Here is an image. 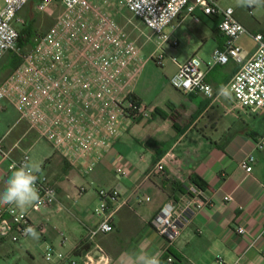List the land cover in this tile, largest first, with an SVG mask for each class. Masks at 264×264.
Masks as SVG:
<instances>
[{"label": "crops", "instance_id": "obj_1", "mask_svg": "<svg viewBox=\"0 0 264 264\" xmlns=\"http://www.w3.org/2000/svg\"><path fill=\"white\" fill-rule=\"evenodd\" d=\"M126 13L124 17L129 14ZM234 16L249 32L237 40L242 58L247 60L256 50L251 35H264V22L260 18L240 15L236 8ZM186 20L194 24V28L177 35ZM121 21L122 18H118L122 25ZM219 21L218 17L205 15L197 9L193 15L183 12L165 30L170 41H176L177 45L178 39L182 41L188 54L181 62L175 59L170 76L177 71L178 65L187 62L189 56L195 57L205 64L202 71L205 82L212 88L210 96L199 91L181 92L172 87L163 95L156 91L147 61L128 89L147 115L121 119L118 135L112 139L111 147L101 154L97 166L86 173L83 162L73 163L59 153H56L57 161L46 160L49 173L45 175L56 187L57 205L35 212L29 210L30 205L21 208L13 204L27 213L33 225L45 226V232L40 234L43 239L40 247L63 253L76 264H145L151 255H157L161 264H264V148L257 150L255 147L258 139L264 136V131L256 128L264 127V110L249 115L253 117L255 127L241 126L242 114L237 116L227 112L231 97L224 90L239 66L232 61L224 65L208 64L212 52L226 44ZM136 22L150 32L138 19ZM16 64L13 55L6 58L5 54L0 59V67ZM7 71L8 75L2 78ZM10 74V69L0 71V83ZM19 123L18 120L15 126L19 127ZM135 127L143 130L142 143L131 133ZM19 135L14 139L0 137L2 148L9 151L13 159L20 156L13 151L20 150L19 143L25 136ZM178 149L182 150L179 152ZM169 150L175 152L180 164L188 171L167 170L165 178L147 179L146 174ZM247 155L254 157L250 173L239 165ZM6 163L0 161V194L6 190L12 175L5 171ZM118 167H125L128 176H119L116 173ZM187 174H194L207 184L203 192L211 205L196 211L180 236L167 248L164 238L152 228L150 221L165 203L181 198L186 186L191 184L189 175L188 179H182ZM86 177L90 180L89 185L96 186L90 196L83 185L85 182L80 181ZM81 188L85 190L83 193L79 192ZM99 189L119 193L113 203L116 207L111 220L113 230L89 237V231L99 221L92 212L99 200ZM224 196H230L231 200L224 201ZM145 198L149 200L144 201ZM236 226H243L246 233L238 235ZM30 236L18 242L19 245L1 241V254H9L18 247L33 249L34 246L27 242ZM258 236L255 246H251ZM85 244L88 250L76 253ZM86 256L90 257L89 261ZM169 256L171 262L167 261ZM51 264L66 262L54 260Z\"/></svg>", "mask_w": 264, "mask_h": 264}, {"label": "built area", "instance_id": "obj_2", "mask_svg": "<svg viewBox=\"0 0 264 264\" xmlns=\"http://www.w3.org/2000/svg\"><path fill=\"white\" fill-rule=\"evenodd\" d=\"M31 0H0V59L7 53L19 61L16 69L0 83V101H7L19 113V118L29 123L39 137L47 141L55 152L73 163L83 162L89 173L111 147L118 135L121 119L146 116L145 109L134 102L129 87L140 72L143 61L140 48L130 38L118 16L109 13L107 0H39L36 10L49 12L58 1L62 12L34 45L23 49L19 45V32L15 28L20 11ZM118 11L124 10L138 19L155 37L157 45L170 41L166 28L183 12L193 15L197 9L203 14L220 19L219 30L226 38L222 49H215L209 65H224L232 61L239 67L227 86L231 105L228 113L257 115L264 110V35H251L256 42L255 52L244 60L237 40L248 30L235 18L234 8L222 6L215 0H115ZM251 12L253 7H248ZM197 21L198 18L194 17ZM162 57H157L160 63ZM176 62L175 59H173ZM200 60L191 57L178 65L170 77V86L181 92L199 91L207 96L212 88L205 82L200 69ZM256 149L264 148V136L256 142ZM7 161L8 172L29 165L26 153L13 159L0 143V161ZM254 157L247 155L239 165L246 173L252 170ZM30 166V165H29ZM188 171L180 164L174 151L165 152L146 174L147 179L165 178L166 171ZM116 173L127 177L125 167L116 168ZM188 173V172H187ZM35 187L39 199L29 207L40 212L57 205V190L49 178L41 172L35 173ZM183 176L182 179H188ZM190 176V175H189ZM85 190L81 188L80 193ZM100 204L93 213L99 218L89 237L112 232V216L116 211L114 202L117 190L99 189ZM145 198L144 201H148ZM230 201V196H224ZM141 202V200H140ZM211 205V201L192 183L186 186L181 198L167 202L151 221L152 228L164 238L167 248L180 236L194 213ZM28 229L43 234L45 226L33 225L27 213L13 204H0V242L16 244L31 233ZM238 235L246 233L243 226H236ZM259 239L256 237L251 246ZM45 260L76 264L74 259L51 248L45 252ZM86 256V261H89ZM168 262L172 261L169 256ZM221 262V261H220Z\"/></svg>", "mask_w": 264, "mask_h": 264}, {"label": "rangeland", "instance_id": "obj_3", "mask_svg": "<svg viewBox=\"0 0 264 264\" xmlns=\"http://www.w3.org/2000/svg\"><path fill=\"white\" fill-rule=\"evenodd\" d=\"M39 0H31L18 14L17 20L15 22V28L19 32V35L23 38L24 42L21 44L23 49H28L31 45H34L35 40L37 37H40L43 33H45L49 27L53 24L55 17H57L62 12V7L58 1L54 2L53 5L50 7L49 12L41 13L36 10V6ZM218 4L222 6H231L236 8V11L240 15H244L248 18L255 17L257 19L260 18L261 22H264V7H253L251 12H249L248 7H242L238 5V0H215ZM108 7L106 9L109 13L116 14L118 18H122L123 21L122 25L126 26L128 24L129 27H125L126 32L130 35V38L136 43V45L142 50V57L143 61L147 60L148 65L150 66V77L154 80L156 91H159L163 95L168 93L170 90V72L175 67V63L173 59H176L178 62L183 61L186 57L187 52L183 48L182 41L174 36L176 39L179 40V45L172 47L168 43H164L161 46L157 45L155 37L151 35L150 32L146 31L142 26L138 25L136 22V18L133 17L132 14L126 13L124 10L118 11L116 9L114 2L115 0H107ZM128 14L126 17L123 14ZM30 23L31 25L28 26L31 28V33L28 35L23 34V30L27 28V24ZM194 28V24L190 23L186 20L182 26L179 27L177 35L180 34L183 30H191ZM12 55V54H11ZM10 53L6 54V58L11 56ZM162 57L160 63H157L156 58ZM14 57V56H13ZM192 56H189L191 58ZM17 59L16 57H14ZM188 58V60H189ZM187 60V61H188ZM146 61V62H147ZM6 69H10V66H3L0 67V71H4ZM200 69H205V64L202 62L200 63ZM8 75V71L5 72L2 76L6 77ZM235 115H241V113H235ZM19 113L16 109L10 105L7 101H0V137L8 136L10 139L16 138L20 133V135L25 134L23 139L19 143V148L15 149L13 152L15 155H21L23 153L28 154L29 156V165L35 166L38 169L41 168V172L44 174H48L49 170L46 164L47 159H53L57 161V152L52 148V146L39 137L37 133L31 129L29 123L25 120L19 118ZM230 118V117H229ZM20 121L19 127L15 126L17 121ZM228 119H226L225 123H227ZM241 126H249L255 127V121L252 116L244 115L241 116ZM15 126V127H14ZM260 131H264V127L258 128ZM134 137L138 140V142L142 143V135L143 130L137 129L135 127L134 131L131 132ZM19 135V137H20ZM137 143V141H136ZM132 143V144H136ZM165 147H167L165 145ZM182 149H178L180 152ZM57 153V154H56ZM61 162L63 161V157L60 156ZM5 171L7 173V163L4 165ZM42 167L43 170H42ZM13 173V172H11ZM81 182H85L83 185L87 189L89 196L95 192L96 186L89 185L88 177L83 178L80 180ZM106 189V187H104ZM93 192V193H92ZM100 204V200H98L94 206L92 207V212L96 207ZM35 235L30 234L27 242H29L32 246H34L31 250H26L25 247L22 248H15L9 254H1L0 252V264H51L53 261H46L45 260V252L49 248L40 247L41 243H43V239L40 236V233L34 231ZM22 241V240H21ZM20 241V242H21ZM19 242V243H20ZM16 243V245H19ZM46 249V250H45Z\"/></svg>", "mask_w": 264, "mask_h": 264}, {"label": "clouds", "instance_id": "obj_4", "mask_svg": "<svg viewBox=\"0 0 264 264\" xmlns=\"http://www.w3.org/2000/svg\"><path fill=\"white\" fill-rule=\"evenodd\" d=\"M242 7H264V0H238ZM39 169L35 166H24L15 170L7 182L6 190L0 194V204H15L17 207H26L39 199L38 190L35 187ZM29 233L35 235L33 229ZM145 264H161L157 255H151L146 259Z\"/></svg>", "mask_w": 264, "mask_h": 264}, {"label": "trees", "instance_id": "obj_5", "mask_svg": "<svg viewBox=\"0 0 264 264\" xmlns=\"http://www.w3.org/2000/svg\"><path fill=\"white\" fill-rule=\"evenodd\" d=\"M31 24L30 23H28L27 24V28L26 29H24L23 30V34H25L26 33V35H28V37H29V35H30V33H31V28H29L28 26H30ZM18 41H19V45L21 46V44L24 42V40H23V38L21 37V35H19V39H18ZM17 60V64L16 65H11L10 66V71H11V73L16 69V67H17V65H18V63H19V61H18V59H16ZM131 98L134 100V102H138V100L135 98V97H133L132 95H131ZM189 179H190V181H191V183L193 184V185H195L198 189H200V190H202V191H205L206 190V188H207V184L201 179V178H199L198 176H196V175H194V174H191L190 176H189ZM81 250H88V245H82V246H80L79 248H78V250L76 251V253H78V252H80Z\"/></svg>", "mask_w": 264, "mask_h": 264}]
</instances>
